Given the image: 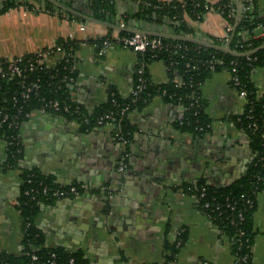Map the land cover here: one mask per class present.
I'll use <instances>...</instances> for the list:
<instances>
[{
	"label": "crops",
	"instance_id": "1",
	"mask_svg": "<svg viewBox=\"0 0 264 264\" xmlns=\"http://www.w3.org/2000/svg\"><path fill=\"white\" fill-rule=\"evenodd\" d=\"M20 1L23 4L0 15V63L37 55L73 34L79 42L75 53L77 80L71 92L74 102L91 113L107 103L110 88L122 98L130 95L139 57L119 45L100 55L95 41L108 37L110 29L46 10L42 0ZM59 1L68 7L74 4L73 0ZM137 1L114 0L115 13L107 15L106 22L173 33L169 25L137 20L125 23L123 17L138 11ZM203 1L216 5L222 0ZM234 3L237 17L236 0ZM240 3L247 4V0ZM76 4L95 18L90 0H77ZM257 11L264 18V0L257 1ZM186 21L194 37L212 43L225 39L229 27L214 9L202 21L188 17ZM81 23L87 25L86 32L79 30ZM113 31L112 37L119 32ZM63 57L55 53L44 61L52 68ZM147 71L154 86L169 81L163 60L149 62ZM252 82L258 99L264 98V65L254 71ZM201 96L204 113L211 122L209 132L204 134L178 129L185 108L162 95L132 111L129 121L134 135L124 173L119 172L124 146L115 138V124L106 123L86 132L74 120L44 110L33 111L19 129L26 153L16 168L6 166L7 144L0 139V250L15 256L24 250L23 219L18 210L23 173L37 169L54 183L68 181L55 176V155L49 156V166L42 159L43 152L50 151L57 141L70 148L85 143L88 154L95 156H88L89 161L72 176L77 179L74 183L87 185L89 192L40 203L35 226L46 248L83 252L88 264H163L167 243H175L181 233H186L185 245L174 264H234L231 239L201 210L189 188L201 178L218 188L243 176L253 157L250 138L238 125L247 101L232 85L227 69L211 73L201 86ZM256 202L252 264H264V189Z\"/></svg>",
	"mask_w": 264,
	"mask_h": 264
},
{
	"label": "trees",
	"instance_id": "2",
	"mask_svg": "<svg viewBox=\"0 0 264 264\" xmlns=\"http://www.w3.org/2000/svg\"><path fill=\"white\" fill-rule=\"evenodd\" d=\"M257 1L254 0L252 9L241 10L239 20L236 24L234 0H222L216 5H209L203 0H184L183 2H172L170 4L161 3L156 0H139L138 11L132 16H125V23L131 20L147 21L156 25H169L176 35L194 37L195 32L189 27L186 17L193 21H202L205 14L214 9L221 14L232 26L233 30L229 34L228 40H214L217 45L225 46L230 42L233 51L246 53L257 49L264 44V18L257 11ZM23 4L20 0H9L0 7V15ZM150 4V5H149ZM90 8L93 10L94 17L107 21V15L115 13L114 0H90ZM46 10H56L73 20L84 21L78 17L55 8L51 3L45 2ZM263 29V34L257 36L255 31ZM112 29L109 30L111 38ZM120 36H130L131 33L118 32ZM95 41L97 46H101L106 39ZM166 44H181L189 48L187 52L172 54L161 52H149L139 60L148 64L153 60H163L168 68L169 81L166 84L154 86L149 78L146 68L145 76L148 80L147 90L141 95L140 99L134 104L131 103L132 97L122 98L114 88L109 89V99L106 104L97 107L89 113L84 107L74 102L71 92L76 84L77 71L75 66V53L78 43L75 39H68L61 42L64 50V57L59 63L50 68L46 63L39 65L35 70H29L27 61H35L38 55L23 56V63L20 64L25 72L22 76L2 77L0 76V139L7 144V163L9 168H16L24 154L21 144L19 129L21 124L36 110H44L83 125V130L88 132L98 125L97 121L106 113L113 112L116 116L115 125L121 133L131 140L134 135V126L129 121L132 111L142 109L156 95H162L166 100L181 104L185 108V116L178 122L176 127L181 131L204 134L209 132L210 120L204 113V102L201 96V86L211 73L220 69H227L231 73L232 67H236L240 85L236 90L247 92V105L244 113L239 119L238 125L248 134L251 142L253 157L247 165L243 176L234 183L215 187L201 178L195 186L190 187L191 193L200 194L205 189L209 197H214L217 201L224 203L225 199H235L241 205L242 196L254 200L252 209H245V222L243 225H233L234 215L226 211L223 216L212 214V221L227 235L232 241V252L235 258L248 257L246 264H252V247L254 244L253 216L256 211V200L258 194L264 189V98L258 99L257 89L252 82L254 71L264 65V50L250 57H232L222 52L210 48L202 47L194 43L173 41L162 38ZM88 42H92L88 40ZM218 62L215 70H211V63ZM4 70L7 69V61L1 62ZM197 67L194 69V67ZM233 85V81H232ZM234 86V85H233ZM31 89V91H29ZM28 94V98L23 95ZM195 101H197L195 103ZM59 104V110L53 108L52 103ZM120 105L131 104L130 113L127 112L120 121ZM192 104H194L192 106ZM252 111L251 121L247 119L248 113ZM250 123L257 126L256 131L249 127ZM128 151V147H127ZM81 184L73 183L69 186H61L54 183L49 177L42 176L37 169L25 171L22 175L21 195L18 203V210L23 219L24 231V250L19 256L8 254L0 250V264H88L83 252H72L64 248L49 249L44 246L45 240L40 231L35 226V219L40 211V203H51L55 198H49L42 193L43 188L47 187L52 191L68 190L70 186L80 187ZM35 189L36 199L26 196L25 192ZM37 192V193H36ZM202 209V202H198ZM205 212V211H203ZM245 231L240 235L239 231ZM186 233H181L173 244L166 245V261L163 264H174L186 242ZM54 255V257H53ZM156 264V263H155ZM235 264V262H234ZM244 264V263H238Z\"/></svg>",
	"mask_w": 264,
	"mask_h": 264
},
{
	"label": "built area",
	"instance_id": "3",
	"mask_svg": "<svg viewBox=\"0 0 264 264\" xmlns=\"http://www.w3.org/2000/svg\"><path fill=\"white\" fill-rule=\"evenodd\" d=\"M121 1V0H118ZM184 0H181L183 2ZM150 5V4H149ZM254 5V0H247V10L252 9ZM207 9L210 11V9L207 6ZM121 27H124V24H121ZM79 30L81 32H86L87 30V25L85 23H81L79 25ZM234 29L232 26H229L227 29V34L225 39L228 40L230 32H232ZM69 38L71 40L74 39V35L70 34ZM113 45H119L122 48L126 50H130L133 53H135L137 56L144 57L149 52H167L172 54H178L181 52H187L189 48L185 45L181 44H166L163 42L162 38L158 37H150L146 35H141V34H131L130 36H120L119 34L111 37V38H106L101 46H98L100 50V55H103L106 53V51ZM55 53L63 54L64 50L61 46L55 45V46H50L47 47L43 52L37 54L38 57L35 61L29 60L27 61V66L29 67V70H35L39 65H43L45 63V58L49 57ZM24 61L22 57L15 58L13 60L7 61V69L4 70L3 66H1L0 63V76L2 77H14V76H22L25 70L20 67ZM218 62H212L211 63V70H215V66ZM147 64L141 59L139 60L138 67L135 72V80L134 84L130 93L131 103L134 104L137 100L140 99L141 95L147 90L148 87V80L145 76ZM197 67L195 66L194 69ZM238 71L236 67H232L231 69V75H232V81L233 85L236 89H238L240 85V79L237 76ZM31 91V89H29ZM238 91V90H237ZM239 95L243 98L246 99L247 97V92L244 90H239ZM25 98H28V94L23 95ZM197 101H195L196 103ZM53 108L55 110H59V104L57 102L52 103ZM194 104H192L193 106ZM119 111H120V117L118 120H122L123 117L126 115L127 112L130 111L131 104H124L120 105L118 104ZM130 113V112H129ZM252 111H250L247 115V119L251 121L252 119ZM116 116L113 112L106 113L102 117H100L97 121L98 125H105L106 123H113L116 124ZM118 122V121H117ZM1 125V124H0ZM250 128L253 127L254 131H256L257 126L254 125V123H250ZM211 128V125L209 126ZM264 137V133H263ZM115 138L116 140L124 146L123 153L121 155V163L119 167V172L124 173L128 170V164L127 160L129 158V153L127 151V147L129 146V140L126 139V137L119 131L117 126H115ZM89 187L87 185H80V187L77 186H70L68 190H55L52 191L51 189H48L47 187L43 188L42 193L44 196H47L49 198H55V199H67L70 198L71 196H80L81 194L85 192H89ZM37 193V192H36ZM26 196H30L31 199H36L35 197V189L31 188L25 192ZM198 202H202V209L205 211V213L209 216L210 219H214L212 217V214H216L217 216H223L226 211H230L233 215L234 218L232 219V224L233 225H243L245 222V215L244 211L245 209H252L254 207V200L251 198H247L242 196L243 199L241 205L236 201L235 199H225L224 203H221L217 201L216 198L214 197H209L207 195V192L205 189H202L200 194H194L193 195ZM240 235H244L245 231L240 230L239 231ZM54 257V255H53ZM248 260V257H237L235 264L238 263H244L246 264ZM71 264H74V260L70 262Z\"/></svg>",
	"mask_w": 264,
	"mask_h": 264
},
{
	"label": "water",
	"instance_id": "4",
	"mask_svg": "<svg viewBox=\"0 0 264 264\" xmlns=\"http://www.w3.org/2000/svg\"><path fill=\"white\" fill-rule=\"evenodd\" d=\"M9 0H0V7H2L6 2ZM43 2L46 3H51L52 5L55 6V8L61 10L62 12H66L70 15H73L75 17H78L80 19H83L85 21L95 23L98 25H101L103 27H106L108 29H113L117 30L119 32H127L131 34H141V35H146L150 37H158V38H164L168 40H173V41H181V42H189V43H194L196 45H200L202 47L210 48L218 52H222L224 54L230 55L232 57H250L262 50H264V44L258 47L255 50L246 52V53H240L237 51H233L230 47V42H228L225 46L217 45L212 42H209L207 40H203L197 37H190V36H184V35H176L173 33H170L168 31H161L158 29L151 30L150 28H141L136 25H134L131 28H125L121 27L120 25L117 24H111L106 21H102L96 18L92 17V13L89 11L82 10L78 7L77 0H73L74 4H72L71 7L66 6L63 2L59 0H42ZM236 5H237V17H236V24H235V29L237 27V22L239 20V16L241 13L242 9H245L246 4H241L240 0H236ZM234 29V30H235ZM263 34V29L258 28L255 31V35L259 36ZM152 133L150 132V135ZM44 151V149L42 148ZM25 152V150H24ZM26 153V152H25ZM50 155H55L54 159L56 161L57 165V173L56 177L57 178H67V182H58L59 185L61 186H69L72 185L77 179H75L72 176H75L77 173V169L80 168L79 166H83L82 164L87 163L89 160H87L89 157H94L95 153L88 154V148L85 143H83L82 146H75V147H66L65 145H62L60 142H54L53 145H51L50 151H44L42 155V159L45 160V164L49 166V156ZM86 156V157H85ZM89 156V157H88ZM247 169V167H246ZM241 178V177H240ZM239 179V178H238ZM106 209V208H105ZM106 211V210H105Z\"/></svg>",
	"mask_w": 264,
	"mask_h": 264
}]
</instances>
